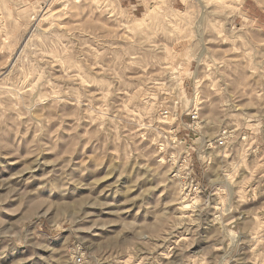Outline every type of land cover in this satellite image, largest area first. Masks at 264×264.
Here are the masks:
<instances>
[{
    "label": "rangeland",
    "instance_id": "obj_1",
    "mask_svg": "<svg viewBox=\"0 0 264 264\" xmlns=\"http://www.w3.org/2000/svg\"><path fill=\"white\" fill-rule=\"evenodd\" d=\"M140 2L0 0V264H264V0Z\"/></svg>",
    "mask_w": 264,
    "mask_h": 264
},
{
    "label": "crops",
    "instance_id": "obj_2",
    "mask_svg": "<svg viewBox=\"0 0 264 264\" xmlns=\"http://www.w3.org/2000/svg\"><path fill=\"white\" fill-rule=\"evenodd\" d=\"M123 2H125L126 6L128 9L131 10H136L137 8L142 7V3L139 0H122Z\"/></svg>",
    "mask_w": 264,
    "mask_h": 264
},
{
    "label": "built area",
    "instance_id": "obj_3",
    "mask_svg": "<svg viewBox=\"0 0 264 264\" xmlns=\"http://www.w3.org/2000/svg\"><path fill=\"white\" fill-rule=\"evenodd\" d=\"M190 114V113H189ZM176 117V114L174 115V118ZM190 119H191V121L193 122L195 119H196V114L194 115L193 113H191L190 114ZM80 261H81V257L80 256H78V257H76V259H75V262L76 263H80Z\"/></svg>",
    "mask_w": 264,
    "mask_h": 264
}]
</instances>
